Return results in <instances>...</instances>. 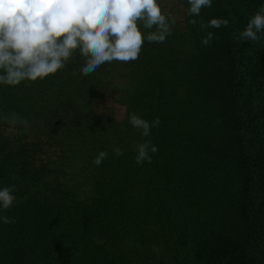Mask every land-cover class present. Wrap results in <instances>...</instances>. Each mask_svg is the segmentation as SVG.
<instances>
[{
	"label": "trees",
	"instance_id": "trees-1",
	"mask_svg": "<svg viewBox=\"0 0 264 264\" xmlns=\"http://www.w3.org/2000/svg\"><path fill=\"white\" fill-rule=\"evenodd\" d=\"M160 2L173 34L136 61L84 76L77 52L45 80L0 85V188L16 197L0 264H264V32L238 39L264 0L198 17ZM212 18L229 24L200 30ZM132 114L160 125L143 137ZM145 140L158 150L138 165Z\"/></svg>",
	"mask_w": 264,
	"mask_h": 264
},
{
	"label": "clouds",
	"instance_id": "clouds-1",
	"mask_svg": "<svg viewBox=\"0 0 264 264\" xmlns=\"http://www.w3.org/2000/svg\"><path fill=\"white\" fill-rule=\"evenodd\" d=\"M212 2L188 0L187 14L198 17ZM189 23L196 26L198 22L192 19ZM228 24V19H201L199 28L218 29ZM175 25V17L162 8L160 0H0V85L15 87L22 82L45 80L65 70L77 52L83 58L79 72L84 76L106 63L134 62L145 42L164 43ZM261 32L264 5L250 18L238 39L259 42ZM214 38L208 31L201 43L208 46ZM4 119L12 124H28L15 114ZM129 123L143 137H150L151 128L159 127L160 120L150 123L132 114ZM134 149L138 165L151 163L149 152L158 150L150 140L134 145ZM113 151L117 157L124 154L119 147ZM107 157V150L100 151L93 163L100 166ZM14 190L15 185L0 188V209L13 207ZM0 220L4 224L14 222L7 215L0 216Z\"/></svg>",
	"mask_w": 264,
	"mask_h": 264
}]
</instances>
